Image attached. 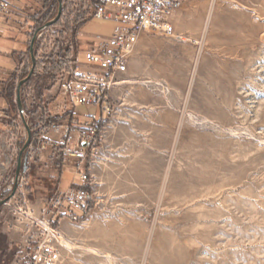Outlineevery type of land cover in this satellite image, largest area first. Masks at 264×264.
<instances>
[{
	"label": "rangeland",
	"instance_id": "1",
	"mask_svg": "<svg viewBox=\"0 0 264 264\" xmlns=\"http://www.w3.org/2000/svg\"><path fill=\"white\" fill-rule=\"evenodd\" d=\"M24 5L26 16L18 15L13 22L27 34V49L14 61L28 72L32 34L57 13L58 4L43 0L40 6L32 1ZM71 5L68 0L63 8L64 22L72 26L88 18L86 2ZM173 25L183 40L141 35L131 54L137 68L119 76V91L111 99L114 113L105 123L118 109L124 121L135 117L131 111H143L154 129L162 120L161 130L154 131L152 140L146 138L147 147L137 153L148 170L137 172L138 180L147 175L135 195L142 202L129 204L127 214L105 212L97 224L104 232L83 250L93 264H264V0H185L174 13ZM113 26L90 19L79 38L54 25L34 43L38 63L51 59L55 65L62 62L66 47L70 52L64 72L51 76L46 74L50 68L38 69L21 86L24 118L32 133L23 154L30 169L20 167L13 196L0 205V264H18L31 231L30 217L39 216L57 191L59 163L67 157L56 145L37 150L44 110L59 117L56 122L71 121L73 105L61 95L57 81L72 72L69 63L80 49L79 63L86 66L84 47L94 35L110 36ZM7 36H0L3 70L16 48ZM4 77L0 70V79ZM16 86L17 80L5 107L15 122L9 125L0 116V200L15 185L17 155L27 138L15 102ZM74 106L78 115L98 114L94 106ZM50 157L53 167H45ZM71 178L73 170L66 167L63 186ZM109 229L113 234L105 232ZM64 230L60 227L61 234Z\"/></svg>",
	"mask_w": 264,
	"mask_h": 264
},
{
	"label": "built area",
	"instance_id": "2",
	"mask_svg": "<svg viewBox=\"0 0 264 264\" xmlns=\"http://www.w3.org/2000/svg\"><path fill=\"white\" fill-rule=\"evenodd\" d=\"M16 1L0 0V19L11 18ZM29 1L39 6L43 4V0ZM67 1H61L62 11ZM69 2L73 8H76L77 2L78 4L86 2L90 6L88 18L82 19V22L97 19L114 23L110 36L94 35L93 41L83 50L87 66L79 63L76 53L75 58L69 63L72 72H67L66 77H60L57 81L59 92L72 104L94 106L98 109V114L88 116V119L81 122L78 120H71L68 123L54 122L43 128V132L51 130L66 137L61 140L59 147L63 156L75 161V179L70 187L56 191L45 202L39 216L30 217L31 231L26 243L22 244L18 264H62L64 244L61 239L60 219L65 218L72 224H78L96 207V195L92 190L93 176L89 166L95 161L100 132L114 113L110 87L116 75L128 71L129 59L140 35L149 33L183 40L182 35L175 31L173 16L185 0H69ZM45 23L35 28L33 34L39 30L36 32L34 43L40 40L44 30L56 24L45 26ZM75 34L79 35V29ZM64 71V68L56 71L55 76ZM18 111L20 116L24 117L23 107ZM38 141L39 151L54 145L48 138L39 137ZM20 179L19 172L15 176V184Z\"/></svg>",
	"mask_w": 264,
	"mask_h": 264
},
{
	"label": "crops",
	"instance_id": "3",
	"mask_svg": "<svg viewBox=\"0 0 264 264\" xmlns=\"http://www.w3.org/2000/svg\"><path fill=\"white\" fill-rule=\"evenodd\" d=\"M28 2L29 0H17L14 3L13 14L11 18L8 20L0 19V36L8 33L7 38L16 43V48L13 49L8 56L10 62L8 68L4 70L0 69L1 73L5 76L3 79H0V90L4 87V83L10 76V72L17 68V63L14 61V56L16 54L23 56L25 50L27 49L26 38H28V36L21 30V24L13 22V20L18 19V15L26 16L24 4ZM86 23L87 21L84 24ZM82 26L79 28V38L81 36ZM141 37L142 36L140 35L139 40ZM85 48L86 47H84V49ZM80 52L81 49L79 52H77V54L79 55ZM136 65L137 60L130 57L128 71L126 73L133 70V66L134 68H137ZM121 75L124 74H118L114 77L113 84L110 87V95L113 101L115 100L117 92L119 91V84L121 82L119 80V76ZM6 104L7 99L2 96V94H0V116L3 115L5 122L11 125L10 122L12 121L11 123L13 124V122H15V118L6 112ZM72 105V121L78 120L81 122L88 119V115L86 114H76L74 111L75 106L74 104ZM116 113L118 114L112 117V119L105 126H103L100 132V145L97 148L96 159L89 166V171L93 176L92 190L96 194L98 205L81 223H78L80 225L79 228L73 227V224L65 218L60 219V227L65 228L64 233L61 234L62 240L64 242V247L62 249V256L64 260L62 264H93L89 263V260H87L89 254L87 251H84L83 248L95 241V236H98L100 233L104 232L102 228L97 227L100 217H102L108 210H110L112 213L117 212L118 214H127L129 204L142 202L141 200H137L135 195L137 193L138 186L140 187L139 181L146 180L147 175H140V180H138L137 172L146 173L148 170L144 164V157L141 155V157L138 158L137 153L138 149H140L141 153L144 152L145 148L147 147L146 138L152 140L154 138V131L159 132V130H161V126L159 125L162 120L158 119V128L154 129L153 122L151 120H147L143 116V111H131L130 116L134 115L135 117L128 118L129 121H124L121 119L122 115L124 114L119 109ZM40 135L42 138L50 139L51 142L56 146H59L61 140L66 138L65 136L58 135L51 130H47L45 132L42 131V134ZM165 136L167 137V135ZM33 143L34 142H31V144ZM47 151L48 149L43 152L44 154L42 153L44 157L47 156ZM53 161L54 158H48L47 165H45V167H53ZM9 164L10 161L8 159L6 165L9 166ZM21 166L22 171H28L30 169V163L27 164L26 153L21 158ZM66 167H70L73 170V178H71L69 182L63 186L62 176L65 173ZM75 169L76 163L72 159L66 158L61 162L58 170V179L56 182L57 191L65 190L72 185L75 179ZM148 178L151 179L152 176L149 174ZM143 202H145V200ZM35 204L37 205V203ZM40 204L42 205L43 202L40 201ZM40 204L38 208L41 209ZM107 205L114 206L108 209ZM90 223L92 224L91 227H85ZM105 232L107 234H113L112 229H109ZM124 233L127 234V230H125ZM79 257H84L86 260H80Z\"/></svg>",
	"mask_w": 264,
	"mask_h": 264
},
{
	"label": "trees",
	"instance_id": "4",
	"mask_svg": "<svg viewBox=\"0 0 264 264\" xmlns=\"http://www.w3.org/2000/svg\"><path fill=\"white\" fill-rule=\"evenodd\" d=\"M46 3L48 2V0H45ZM56 15V14H55ZM55 15L50 16V20L53 19L55 17ZM49 21V20H48ZM76 21V22H75ZM73 25L71 26L70 25V21L67 20V21H63L62 17L59 18V20L56 22L55 25H62L63 26V31L66 32V33H70L72 36L74 35L75 36V32L85 23V22H77V20H75ZM75 40H78L77 37H74V41ZM69 52H70V49L69 47H66L64 50H63V54L61 55V58H62V62H57L55 65L54 63H52L49 59H44V60H41L39 63L36 62L35 66H34V69H33V73L35 72V70H38V69H41V70H45L47 68H50L51 70V73H46L47 75H55V72L56 71H59L62 69V67L66 64L65 63V59L68 58L69 56ZM31 61V59H30ZM31 65L32 63L29 64V69L31 68ZM22 70H23V73H22ZM29 72V71H28ZM27 72V69H21L19 70V68H15L13 70V72H11L10 76L8 77L7 79V83L4 84V88H2L0 90V94H2V96H4L6 99H13V89H14V83L16 82L17 80V84L18 82L25 78L28 74ZM19 73L21 74V76L19 75ZM30 80V78L26 81V83ZM17 86L15 87V90H16ZM15 102H16V97H15ZM17 104V102H16ZM21 104H22V107H23V103L21 101ZM59 120V117H53V116H50L49 114L46 113V110L43 111V114H42V118H41V121H40V124H41V127L42 128H46V127H49L52 123L56 122ZM41 128V129H42ZM30 129V128H29ZM43 131V130H42ZM41 130H39L37 133L38 134H41L42 133ZM30 133H31V130H30ZM32 135V133H31ZM62 151H61V147H59V154L61 155ZM61 164V163H59ZM60 166V165H59Z\"/></svg>",
	"mask_w": 264,
	"mask_h": 264
},
{
	"label": "water",
	"instance_id": "5",
	"mask_svg": "<svg viewBox=\"0 0 264 264\" xmlns=\"http://www.w3.org/2000/svg\"><path fill=\"white\" fill-rule=\"evenodd\" d=\"M61 1L62 0H57V3H58L57 13H56V15H55V17L53 19H51V20H49V21H47L45 23V26L53 25L54 23H56L59 20L61 12H62ZM38 30L39 29H37V31ZM36 32L33 34L32 38H31V41H30V46H29V54H30V59H31V63H32L31 68H30L27 76L25 78L21 79L18 82L17 88H16L15 97H16L17 107H18L19 110H22V104H21V99H20L21 86L24 85L26 83V81L31 77V75L33 74L34 66H35V56L33 54V43H34V40H35ZM21 120H22V123H23V125H24V127L26 129L27 138H26L23 146L21 147V149L19 150L18 155H17L15 176H17L19 174V172H20L22 155L24 154L25 150L28 148V146L30 144V141H31V133H30L29 126H28V124L25 121V118L23 116H21ZM15 190H16V184L14 185V187H13L12 191L9 193V195L7 197H5L4 199L0 200V205L4 204L6 201H8L13 196Z\"/></svg>",
	"mask_w": 264,
	"mask_h": 264
}]
</instances>
